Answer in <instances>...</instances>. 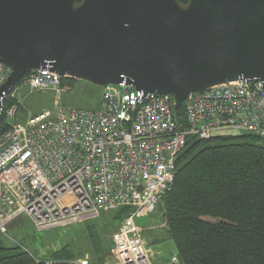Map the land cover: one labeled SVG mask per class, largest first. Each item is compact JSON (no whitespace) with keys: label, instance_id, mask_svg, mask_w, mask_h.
Segmentation results:
<instances>
[{"label":"built area","instance_id":"built-area-1","mask_svg":"<svg viewBox=\"0 0 264 264\" xmlns=\"http://www.w3.org/2000/svg\"><path fill=\"white\" fill-rule=\"evenodd\" d=\"M9 74L0 62V87ZM61 78L41 69L25 74L21 84L64 92ZM12 89L1 111L7 129L0 130V239L21 216L46 230L91 219L99 211L128 208L98 264H161L150 258L135 220L151 215L171 190L176 157L189 138L247 133L264 139V86L257 81L191 92L179 116L170 95H143L123 82L101 88L97 109L64 108L55 101L52 109L22 121L21 101L10 94ZM32 264L94 263L80 255L69 260L33 257Z\"/></svg>","mask_w":264,"mask_h":264},{"label":"water","instance_id":"water-1","mask_svg":"<svg viewBox=\"0 0 264 264\" xmlns=\"http://www.w3.org/2000/svg\"><path fill=\"white\" fill-rule=\"evenodd\" d=\"M5 93L41 69L104 88L168 94L264 86V0H0Z\"/></svg>","mask_w":264,"mask_h":264},{"label":"trees","instance_id":"trees-1","mask_svg":"<svg viewBox=\"0 0 264 264\" xmlns=\"http://www.w3.org/2000/svg\"><path fill=\"white\" fill-rule=\"evenodd\" d=\"M74 80L62 77L61 84ZM6 129L3 112L0 130ZM175 168L161 209L177 264H264V139L247 133L206 140L192 137L178 153ZM128 211L126 207L112 211L115 226L104 234L102 261L111 233ZM32 263L27 251L0 246V264Z\"/></svg>","mask_w":264,"mask_h":264},{"label":"rangeland","instance_id":"rangeland-1","mask_svg":"<svg viewBox=\"0 0 264 264\" xmlns=\"http://www.w3.org/2000/svg\"><path fill=\"white\" fill-rule=\"evenodd\" d=\"M16 85L14 89L11 88L10 94H14L21 101L18 118L22 121L30 114H36L43 109H52L55 101H58L64 108L97 109L102 91L101 88L81 80H74L71 84L65 85L60 83L62 89L66 88L64 92L49 89L32 90L21 82ZM13 98H9L11 99L9 101L11 102ZM161 204L162 202L151 215L137 218L135 224L139 227L145 244L147 243L146 245L152 249L156 250V244L161 242H167L166 245L175 249L163 225ZM112 211H99L91 219L46 230H39L29 218L21 216L9 228L7 236L0 239V246L18 247L19 250L27 251L32 258L40 260H69L85 255L91 263L97 264L102 261L105 251V247L103 249L102 246L104 234L115 226ZM98 232L103 234H98Z\"/></svg>","mask_w":264,"mask_h":264},{"label":"crops","instance_id":"crops-1","mask_svg":"<svg viewBox=\"0 0 264 264\" xmlns=\"http://www.w3.org/2000/svg\"><path fill=\"white\" fill-rule=\"evenodd\" d=\"M163 225L165 227V223ZM166 243L167 242H165V243L161 242L160 244H156L157 245L156 250L152 249L149 245H146V246H148L147 249L149 250V255H150V258L152 259V261H154L156 263H161V264H173V263H171L170 259L172 257H177V250H176V247H175V249H172L169 245H166ZM156 256H157V258H156ZM175 264H177V263H175Z\"/></svg>","mask_w":264,"mask_h":264}]
</instances>
